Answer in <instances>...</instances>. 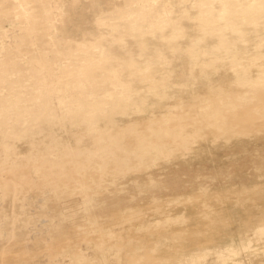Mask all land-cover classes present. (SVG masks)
<instances>
[{"label": "rangeland", "instance_id": "374dc122", "mask_svg": "<svg viewBox=\"0 0 264 264\" xmlns=\"http://www.w3.org/2000/svg\"><path fill=\"white\" fill-rule=\"evenodd\" d=\"M142 1L0 0V117L9 114L13 116L11 120L24 121L28 118L31 108L36 107L46 94L52 95L48 99L49 108L39 110V117L47 109L65 112L72 99L90 102L92 96L97 94H123V87L101 75L105 53L115 55L120 52L118 47H109L104 42L112 37L126 38L127 30L130 32L128 48L134 57L140 60L142 71L154 73L157 65L147 56V52L153 47L149 27L145 24L149 15L147 4L149 1H160L161 14H168L171 6L167 0H144L146 9H143ZM197 1L199 0H178L172 9H186L188 17H207V20H213L215 26H218L227 14L231 17L249 6H255L252 11L260 13L258 18L261 20L248 24L246 41L249 42L253 36V44L244 46L242 43L239 51L233 50V45L218 46L212 39L207 40L200 30L184 26L189 30L188 43L192 47L186 52L189 64L203 67L205 61L201 58L202 54L207 58L220 55L241 61L247 58L250 69L264 70V30H259L260 23L264 22V0H209L211 6L204 5L201 10L183 7L196 4ZM232 1L233 7H229L228 4ZM111 15L115 16V20L122 22L119 35L113 32ZM95 18L110 22L103 26L104 31L101 33L94 31L95 26L92 23ZM207 41L208 45L205 46ZM238 43L240 41L236 44ZM203 46L205 49L202 51ZM88 54L96 55L97 62L86 60ZM40 64L49 69L46 79L39 72ZM246 71L245 66H239L235 72L244 76ZM160 73L172 81L161 96L176 95L174 85H179L183 77L165 68ZM207 74L199 73L192 80L203 84L209 78L216 80L218 72L211 71L210 77ZM100 84L103 86L101 89L98 87ZM261 92H264V88ZM213 104L231 106L233 117L224 121L212 115L207 119L206 112ZM152 105L156 116L154 122L147 126L150 130L149 156L145 160L127 164L124 168H112V164H109L106 171H101L96 161L88 168L77 170L74 164H80L82 158L78 153L71 154L66 167L68 175L57 180L69 192L67 198L55 193L43 195L42 171L36 170L31 174L25 166L13 159L18 149L14 145L12 134H7L11 141L6 138L0 143L6 148L9 157L8 160L0 162V187L6 194L0 201V204L3 202V214L6 216L5 221H0V240L5 241L0 264H57V254L63 258L65 248L59 250L60 253L49 249L35 257H27L26 254H21L19 249L7 247L13 233L16 234L19 229H28L29 215L41 218L43 213L51 215L53 212L60 214L59 229L70 232L73 238L81 237L92 243H117L119 247L114 251L104 252L103 256L108 258L124 255L122 264H133L134 259L138 258V264H234L236 260L237 264H264V231L256 227L257 224L264 225V221L260 219L264 213V167L258 168L247 161L259 156L264 157V132H257L254 136L253 132H248L243 125L249 116L245 110L249 107L264 106V96L246 100L219 96L215 90L209 89L203 96L198 92L184 93L180 101H170L168 104L155 102ZM171 109L182 112L184 131L193 143L186 153L172 148L176 123L168 118L169 114H175L177 111L170 112ZM148 121L149 119L144 117L140 123L142 125ZM26 132L27 127L19 125L16 127L15 136L22 137ZM215 139L218 140L217 144L207 148V143ZM126 141L129 146L132 140L126 136ZM145 172L147 175L149 173V176L143 179L141 175ZM165 173H170L171 176L159 181V174ZM126 191L140 194L146 199L145 202L157 194H161L163 198L159 197L156 201L160 205L146 203L140 207L141 212L136 216L139 218H132V225L128 230L122 231L123 238L112 239L110 229L91 232L93 227L83 228L81 233L78 232V226L82 224L81 218H86L91 213L109 212L107 214L119 215L116 209L111 210V204L115 208L121 205L120 201ZM96 194L109 195V205L98 207ZM41 196L43 197L36 201ZM84 196L86 200L81 201ZM156 205L161 206L159 211H156ZM179 214L184 216L178 217ZM250 219H253V224ZM32 221L38 230H35L36 239L30 248L36 250L42 243L39 232L46 234L47 226L39 219ZM251 225L255 233H249ZM239 232H244V237ZM232 238L233 241L226 242ZM248 240L252 241L250 246L247 245ZM145 245H149L151 249ZM235 245H239V248ZM219 246L220 248H217ZM58 247H61L60 243ZM240 247L244 251L240 250ZM125 251L130 253L126 255L130 256L129 258L125 256ZM132 251L136 256L139 253V257L133 259L135 255ZM189 256H193L194 260Z\"/></svg>", "mask_w": 264, "mask_h": 264}, {"label": "bare ground", "instance_id": "6f19581e", "mask_svg": "<svg viewBox=\"0 0 264 264\" xmlns=\"http://www.w3.org/2000/svg\"><path fill=\"white\" fill-rule=\"evenodd\" d=\"M167 2L171 6L168 14H161L160 1L156 3L149 1L147 4L149 15H147L145 24L149 27L150 40L153 46L152 49L147 52V56L151 57L152 61L157 65L154 73L148 74L142 71L140 60L134 57L131 49L128 48V37L130 32L127 30L126 38L112 37L104 42L109 47H118L120 52L115 55L108 52L105 53L102 60L103 66L101 75L102 77L109 78L110 82L123 87L122 89L125 90L123 94L121 92L119 94L112 93L104 96L97 94L92 96L90 102L72 99L71 105L65 112L47 109L42 113L41 117H39L37 114L39 110L49 108L50 100L48 101V99L52 95L46 94L44 98L38 102L36 107L31 108L28 118L24 121L11 120L13 116L9 114L5 117H0V143L6 138L11 141V137L7 134H12L14 145L16 149H18L13 159L25 166L27 171L31 174L36 170L42 171V193L44 196L55 193L60 197L67 198L70 195L64 185L58 183L57 180L61 176L68 175L69 172L66 167L70 162V155L73 153H78L82 158L80 164H74L77 170L90 167L94 161L97 162L101 171H106L109 164H112V168H124L127 164H132V162L145 160L149 156L151 149L148 141L150 130L147 129V126L154 122L156 116V111L152 103L165 102L168 104L170 101H180L183 99L184 93L188 94L190 92H198L203 96L206 95L209 89L215 90L219 96L239 97L246 100H253L259 96H264V92H261L262 88H264V70L250 69V63L247 58L245 61L238 60L234 57L225 58L220 55L207 58L206 55L202 54L201 58L205 61V66L196 67L189 64V58L186 56V52L192 48L191 44L189 45L188 43L189 30L184 27L186 25L200 30L207 40L212 39L213 43L215 42L218 46L233 45V50L235 51H239L240 46H242L240 44L242 43L244 46H250L248 45L249 43L253 44V36L249 42L246 41L248 37L246 28L248 24L258 23V21L261 20L258 18L260 13L252 11V9L256 8L255 6H249L248 9L241 10L231 17H228L230 14H227L222 24L215 26V22H213V20H207V17L202 18L199 15L188 17L186 9H172L177 4L178 0H167ZM141 5L143 9H146L144 0ZM204 5L211 6V3L209 0H199L196 4L183 7L187 9L199 8L201 10ZM233 5L234 1L228 4L229 7H233ZM235 18L237 20H235ZM110 20L114 27L113 32L119 35L121 33L122 22L115 20L114 15H111ZM109 23V21L97 20V18H95V22L92 24L95 26L94 31L101 33L104 31L103 26ZM259 30L263 32L264 22L260 23ZM227 37H232L233 39L228 40ZM132 41L134 45H136L134 39H132ZM238 41H240V43L236 44ZM155 44H157V47H155ZM207 45L208 41L207 43L205 42V46ZM203 49H205L204 46L201 47L202 51ZM96 59V55L88 54L86 57V60L95 63L97 62ZM239 66H245L247 68L244 76L238 75L235 72ZM164 68L166 70H172L183 77V81L179 85H174V90L177 92L176 95L161 96L162 92L164 93L166 91L169 83L172 82L168 80V78H164L160 73ZM38 69L39 72L42 73L44 79H46L49 69L45 68L43 64L38 65ZM213 70L218 72L215 76L216 80L209 78L203 84L195 83L192 80V78H195L199 73H208L207 76L210 77V72ZM98 87L99 89L103 88L101 84ZM97 92L99 93V90ZM173 110L177 111V113L169 114L170 117L168 118L169 121H174L176 123L174 126L175 139L172 142V148L180 153H186L193 143L188 139L187 133L184 131L185 124L182 121V112L176 109H171L170 112ZM245 111L249 113V116L246 121L243 122V125L248 129V132H253L254 136L257 132H264V120H262L264 119V106L249 107ZM212 115H216L224 121L229 117H233L231 106H219L214 104L209 106V110L206 112V118L209 119ZM144 117H147L149 121L141 125L140 120ZM199 121H201L200 118ZM19 125L27 127V132L22 137L15 136L16 127ZM126 136H129L132 140L129 146L126 141ZM217 142V139L210 140L206 147L209 148L210 146H214ZM163 152H165V150ZM8 159L6 148L0 145V162ZM247 161L258 168L264 167V157L259 156L254 159H247ZM147 176H149V173L147 175L146 172L141 175L143 179ZM170 176V173L159 174L157 179L162 181L168 179ZM97 183L102 184L100 181H97ZM5 195L3 189L0 187V201H2ZM42 197L43 196L39 197L36 201H39ZM159 197L163 198L161 194H157L156 197L145 202L146 199L140 194L126 191L125 196L120 201L121 205H117V208H115L114 205L111 204V210L113 208L116 209L119 215L107 214L109 212L91 213L86 218H81L82 224L78 226V232L81 233L83 228L88 229L93 227L91 232H102L110 229L112 231L110 235L112 239L123 238L122 231L128 230V227L132 225V218H139L136 216L141 212L140 207L145 206L146 203L160 205V203H156ZM107 198H109V195L96 194L95 200L97 206L107 207L109 205ZM84 200H86V197H81V201ZM2 204L3 202L0 204V221H5L4 219L6 216L3 214L5 210H3L4 206ZM133 204L136 206H133ZM160 207L157 206L154 208L156 211L157 209L159 211ZM152 209L153 207L150 210ZM129 212L136 213L132 214ZM261 215L260 219L264 221V213ZM30 216L31 215L28 216L27 220L28 229H19L18 232L16 234L13 233L12 237L8 240L9 244L7 247L9 249L16 248L21 251V254H26L27 257H35L41 253H45L44 251L49 249L56 253H60L59 250L65 248L68 252L66 250L64 251L63 258L60 254H57V256L59 255L57 264H122L121 259H125L123 257L124 255H113L108 258L103 256L104 252H111L119 247L115 242L92 243L81 237L73 238L70 232L60 230L58 225L60 223L59 212H53L51 215L43 213L41 218L35 215ZM183 216L184 215L179 214L178 217ZM35 218L41 220L43 225H46L47 228L45 229L46 234L39 232L42 240V243L39 245L41 247L33 250L30 246L35 242V230H38L37 226H35L32 221V219ZM246 220L247 218L245 222ZM250 220V223H252L253 219ZM259 221L260 220H258V222ZM245 222L243 223L245 224ZM254 224L256 225V223ZM263 226L264 225L261 224L256 225L258 229L264 231ZM257 228L256 231H258ZM252 230L253 226L251 230H249V233H255V230ZM259 231L258 233H260ZM243 234L242 232L240 233L241 236ZM229 241H233V238L226 242ZM248 241L247 243L249 244L246 242L245 244L250 246L251 240ZM4 243L5 241L0 240V255L4 252ZM58 243L61 244V247H58ZM54 244H56L57 247H55ZM243 245L242 247L245 248L246 246ZM145 246L149 248V245ZM235 246L238 247L239 245ZM217 248H220V246ZM226 248H228V246ZM229 249L231 250V248ZM230 250L228 251L227 249L229 253ZM240 250H242V248ZM128 252L125 251V256L130 254ZM132 252L135 255L134 251ZM28 253L31 255L29 256ZM250 253L248 255H250ZM137 255L138 256L135 255L134 257L131 254V257L133 256L132 258L134 259L139 257V253ZM218 255L220 254L218 253ZM126 257L129 258L130 256ZM189 257L191 260H194L192 258L193 256ZM139 260L140 258L134 259L133 262L138 264ZM195 260H197V258ZM250 260H252V258ZM219 261L220 260H217V262ZM236 261L234 264H237ZM261 261L263 260L261 259ZM230 262L233 263V261Z\"/></svg>", "mask_w": 264, "mask_h": 264}]
</instances>
